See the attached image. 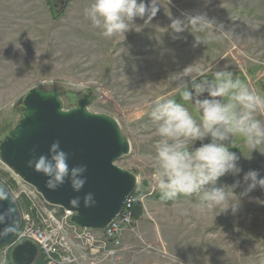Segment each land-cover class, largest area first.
Here are the masks:
<instances>
[{
  "label": "rangeland",
  "instance_id": "1",
  "mask_svg": "<svg viewBox=\"0 0 264 264\" xmlns=\"http://www.w3.org/2000/svg\"><path fill=\"white\" fill-rule=\"evenodd\" d=\"M58 8L0 0V141L29 89L58 88L65 109L90 92L89 110L115 118L130 142L115 163L138 178L142 213L121 237L120 264H264V0ZM197 81L226 103L227 146L190 151L216 116L189 100ZM59 210L66 244L99 256L90 230L74 231Z\"/></svg>",
  "mask_w": 264,
  "mask_h": 264
},
{
  "label": "water",
  "instance_id": "2",
  "mask_svg": "<svg viewBox=\"0 0 264 264\" xmlns=\"http://www.w3.org/2000/svg\"><path fill=\"white\" fill-rule=\"evenodd\" d=\"M69 1L60 0L58 11ZM206 86L214 94L207 100L213 108L221 98L215 85L207 82ZM92 100L89 92L65 109L58 88L29 89L17 100L22 117L0 141V157L47 201L73 211L74 224L102 229L118 215L127 196L135 190L138 178L115 163L130 152V142L115 118L89 110ZM189 100L193 101L192 96ZM207 109L205 105L200 115ZM226 121L221 119L213 125L190 149L229 145L231 135L222 143L211 144L208 140L215 128ZM20 225L18 205L0 181V247L14 239ZM39 256L38 245L23 239L13 246L10 262L34 264Z\"/></svg>",
  "mask_w": 264,
  "mask_h": 264
},
{
  "label": "built area",
  "instance_id": "3",
  "mask_svg": "<svg viewBox=\"0 0 264 264\" xmlns=\"http://www.w3.org/2000/svg\"><path fill=\"white\" fill-rule=\"evenodd\" d=\"M3 169H6L10 176L5 174ZM0 180L10 189L21 213V226L15 238L11 243L0 247V264H7L13 246L23 239L37 243L43 264H120L119 259L125 253V249L121 247V237L134 221L131 207L138 201L134 192L127 196L122 209L108 225L102 229H94L74 224L71 221L73 211L47 201L35 186L21 178L1 158ZM7 182L12 184V188ZM59 209L64 212L65 223L74 231L90 230L91 240L103 248L99 256L92 257V252L83 250L77 253L70 244H66V240L71 241V236L63 222L58 219ZM108 241H111L109 245H107Z\"/></svg>",
  "mask_w": 264,
  "mask_h": 264
},
{
  "label": "flooded vegetation",
  "instance_id": "4",
  "mask_svg": "<svg viewBox=\"0 0 264 264\" xmlns=\"http://www.w3.org/2000/svg\"><path fill=\"white\" fill-rule=\"evenodd\" d=\"M59 2H60V0H51V3H52L53 7L59 5ZM199 79L200 78H198V80ZM207 82L208 81H206V82L197 81V82L193 83V88H192V90H193L192 99L194 101L193 105L194 106L196 105L195 107L199 111L201 109H203V107L205 105L208 106V109L205 111L206 116H208V114L216 115L215 117L211 118L212 126L217 124L221 119L227 120L224 125L222 123H220V125L218 127H216L214 132L212 133L213 137L208 139L209 143H211V144L212 143H222V142L226 141V138H227L228 135H231V137H232V131H231V128L229 126V118L225 116L226 115V109L224 108V106H225L226 103L224 102V105L221 104V102L219 104L215 103L213 105V108L210 107V105L207 102V100H208V98H212V96L214 97V94H213V91L211 90L210 86H206ZM236 84H237V82L235 83V85ZM262 88L264 89L263 86H262ZM212 101L215 102L214 100H212ZM211 127H210V129H211ZM199 150H202V149H194L192 151L195 152V151H199Z\"/></svg>",
  "mask_w": 264,
  "mask_h": 264
},
{
  "label": "trees",
  "instance_id": "5",
  "mask_svg": "<svg viewBox=\"0 0 264 264\" xmlns=\"http://www.w3.org/2000/svg\"><path fill=\"white\" fill-rule=\"evenodd\" d=\"M51 1V0H50ZM233 85H235V84H233ZM237 85V84H236ZM191 152H194V151H192V150H190ZM131 213H132V215H133V218H134V220H137L138 218H139V216L141 215V213H142V204H141V202H139V201H136L133 205H132V207H131ZM36 263L35 264H42L43 263V259H42V257L40 258H38L36 261H35Z\"/></svg>",
  "mask_w": 264,
  "mask_h": 264
},
{
  "label": "bare ground",
  "instance_id": "6",
  "mask_svg": "<svg viewBox=\"0 0 264 264\" xmlns=\"http://www.w3.org/2000/svg\"><path fill=\"white\" fill-rule=\"evenodd\" d=\"M20 211V210H19Z\"/></svg>",
  "mask_w": 264,
  "mask_h": 264
}]
</instances>
